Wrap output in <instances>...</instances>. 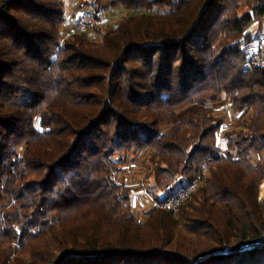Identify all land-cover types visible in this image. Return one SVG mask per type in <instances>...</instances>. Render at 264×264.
<instances>
[{"label": "trees", "instance_id": "1", "mask_svg": "<svg viewBox=\"0 0 264 264\" xmlns=\"http://www.w3.org/2000/svg\"><path fill=\"white\" fill-rule=\"evenodd\" d=\"M69 1L0 0V264H264V0H73L134 12L101 40ZM143 151L159 203L202 180L145 221L117 179Z\"/></svg>", "mask_w": 264, "mask_h": 264}, {"label": "rangeland", "instance_id": "2", "mask_svg": "<svg viewBox=\"0 0 264 264\" xmlns=\"http://www.w3.org/2000/svg\"><path fill=\"white\" fill-rule=\"evenodd\" d=\"M74 1H69V11L67 10V14L70 13L71 15V21H76V16L73 15L74 12ZM70 8L71 11L70 12ZM142 12V11H141ZM134 12L132 10H124L121 7L115 8L111 11H109V19L108 21L103 25L104 27H114L118 24V22L129 15H132ZM73 16V17H72ZM263 25L261 26L260 30V24L256 23L253 28V34L258 36L256 40L251 44L250 46V52H253L254 50H259L262 53H264V19H263ZM73 25H68V27H65V32L70 35L73 30ZM91 32V33H90ZM86 34L92 35L95 39L101 40L102 35L98 33H94L93 31H88ZM251 56V53H250ZM252 60V56H251ZM252 62V61H251ZM216 115L217 116H225V121L223 123L222 129L218 132V145L221 148H226L227 146V133L232 132L234 129H236L237 125L239 124L240 117L235 114L233 109L231 108V104L228 101H225L220 107L215 108ZM148 158V151L143 152H136L133 154H130L128 157L129 163L125 165L122 169V171L117 175V179L120 182H125L126 186L129 187L131 191V198L132 203L134 206L135 214L138 216V218L142 221H145L147 219V214L154 208L157 207V204L159 203L156 200L155 194L161 195L163 192H161L156 187V182L154 179L153 174H151L152 165H150ZM149 174L151 176H149ZM205 176V175H204ZM202 181V180H201ZM262 186V185H261ZM261 186H260V197H261ZM197 187V186H196ZM264 187V186H263ZM263 189V188H262ZM260 199V198H259ZM264 199V195H263ZM261 200L264 202V200ZM159 208V207H157Z\"/></svg>", "mask_w": 264, "mask_h": 264}, {"label": "built area", "instance_id": "3", "mask_svg": "<svg viewBox=\"0 0 264 264\" xmlns=\"http://www.w3.org/2000/svg\"><path fill=\"white\" fill-rule=\"evenodd\" d=\"M109 13L103 11H97L94 9L82 10L77 14L76 21L73 25L71 33H83L88 32L91 29L103 26L109 19ZM252 63L259 67L264 68V53L259 50L251 52ZM201 182V178L195 181V184L188 189L181 190L175 197L164 203H158L157 207L166 209L169 211L177 212L181 204L185 202L190 194L196 189V186Z\"/></svg>", "mask_w": 264, "mask_h": 264}, {"label": "crops", "instance_id": "4", "mask_svg": "<svg viewBox=\"0 0 264 264\" xmlns=\"http://www.w3.org/2000/svg\"><path fill=\"white\" fill-rule=\"evenodd\" d=\"M68 25H69V27H70V25H73V22L71 21V19L68 20V22H67L65 27H68Z\"/></svg>", "mask_w": 264, "mask_h": 264}]
</instances>
